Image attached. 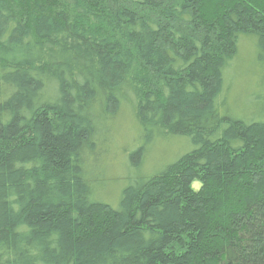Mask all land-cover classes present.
I'll return each instance as SVG.
<instances>
[{"label": "trees", "instance_id": "1", "mask_svg": "<svg viewBox=\"0 0 264 264\" xmlns=\"http://www.w3.org/2000/svg\"><path fill=\"white\" fill-rule=\"evenodd\" d=\"M0 264H264V0H0Z\"/></svg>", "mask_w": 264, "mask_h": 264}, {"label": "rangeland", "instance_id": "2", "mask_svg": "<svg viewBox=\"0 0 264 264\" xmlns=\"http://www.w3.org/2000/svg\"><path fill=\"white\" fill-rule=\"evenodd\" d=\"M242 55L247 56L248 51L246 52V49L243 50ZM233 85L235 86L229 87V92L232 94L230 96L228 93L227 104L229 107L235 106L236 102L239 100L238 96L240 93H237V84ZM248 109L249 107L247 110ZM136 127L137 126L133 118L127 120L124 130L122 128V141L114 149L116 151V153H114L115 161L111 163L110 160H106V156L101 153L102 156H100L96 167L92 170L96 178H99L100 176V179L104 180L103 186L101 190H99V195H101V200L106 203L117 205L120 191L127 186V180L130 177H135V174L130 167L129 157L130 154L134 152L140 145ZM191 150V147L184 142H177L176 140L171 142H161L159 147H157L153 153H150L151 156L149 155V158H155L154 163L146 166L145 172L150 174V176L157 174L158 172L162 171L161 169L163 167L171 164ZM107 152L108 149L106 150V153ZM194 186L196 187L198 184H195Z\"/></svg>", "mask_w": 264, "mask_h": 264}]
</instances>
